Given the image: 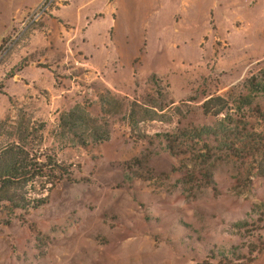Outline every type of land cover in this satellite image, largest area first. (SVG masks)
I'll list each match as a JSON object with an SVG mask.
<instances>
[{
  "label": "rangeland",
  "instance_id": "obj_1",
  "mask_svg": "<svg viewBox=\"0 0 264 264\" xmlns=\"http://www.w3.org/2000/svg\"><path fill=\"white\" fill-rule=\"evenodd\" d=\"M24 1L0 0V147L53 155L77 167L76 181L40 178L23 190L48 201L25 223L0 222V264L234 260L230 245L261 233L232 222L264 200V176L250 159L225 157L209 160V183L197 172L187 183L181 179L191 164L201 171L198 161L184 167L149 140L189 121L210 123L204 96H224L264 67V0H112L113 14L89 17L95 34L80 46L83 56L78 39L59 37L52 4L12 39L11 18ZM77 108L84 119L66 122ZM133 157L142 164L129 179L137 167L124 161ZM249 264H264V251Z\"/></svg>",
  "mask_w": 264,
  "mask_h": 264
},
{
  "label": "trees",
  "instance_id": "obj_2",
  "mask_svg": "<svg viewBox=\"0 0 264 264\" xmlns=\"http://www.w3.org/2000/svg\"><path fill=\"white\" fill-rule=\"evenodd\" d=\"M13 75L11 71L7 76L10 78ZM0 87H3L1 83ZM200 109L204 117L211 118L210 123L194 124L189 121L170 131L155 133L149 140L152 144L154 138L160 143V150L179 157L184 163L187 160L198 161L201 171L191 164L181 180L190 183L195 180L194 172H197V180L203 179L209 183L210 180L205 179L209 177V160L225 157L250 159L252 167L256 168L254 173L264 176V125L260 129L256 128L249 120L250 116L245 115L246 111L251 112L259 118V123L260 120L264 122V67L242 82L232 85L224 96L208 93ZM78 111H68L63 119L67 118L66 122L69 119H84L80 113L84 109ZM100 131L96 130L94 135L99 136ZM98 139H102L101 134ZM141 164L137 157L124 161V165L129 168L137 167L129 172V179H135L136 170ZM71 166L60 164L53 155L35 157L13 144L0 147V222L3 225H9L13 220L25 223L30 210L46 204L49 196L31 197L23 190L40 178L51 179L53 183L61 180L76 181L72 176L77 167ZM210 186L213 187L212 182ZM232 225L238 230L261 231L259 234L250 233L245 236L247 241L229 247L234 252L245 247L247 256L245 253L233 252L234 260L227 259L225 264H249L264 251V200L253 202L244 217L238 218Z\"/></svg>",
  "mask_w": 264,
  "mask_h": 264
},
{
  "label": "crops",
  "instance_id": "obj_3",
  "mask_svg": "<svg viewBox=\"0 0 264 264\" xmlns=\"http://www.w3.org/2000/svg\"><path fill=\"white\" fill-rule=\"evenodd\" d=\"M112 0H53L52 2V10L50 11V15L54 14L53 16L58 19L60 23V31L59 37L64 41L66 44L73 43L76 41L75 45L79 46L80 54L79 56H83V49L80 48L81 45L86 44L91 36L95 33H91L89 30L90 27V18H95L96 15H102L103 12H107L111 10L110 13L113 14L112 9L115 7L114 4L111 3ZM42 2V0H26L23 2V7L18 10V14L23 13L27 7L37 6ZM117 6V4H116ZM112 8V9H111ZM7 11V10H6ZM71 12H74L75 15H70ZM52 13V14H51ZM18 14L15 16L16 18L20 19ZM14 15L11 18V25L9 30L12 28H17L20 22L25 18L16 22L14 21ZM17 19V20H19ZM48 20L46 17L43 19V28L42 32L48 34L49 30L46 26ZM18 23V24H17ZM97 34L98 31L96 32Z\"/></svg>",
  "mask_w": 264,
  "mask_h": 264
},
{
  "label": "built area",
  "instance_id": "obj_4",
  "mask_svg": "<svg viewBox=\"0 0 264 264\" xmlns=\"http://www.w3.org/2000/svg\"><path fill=\"white\" fill-rule=\"evenodd\" d=\"M53 0H43L36 8L35 10L32 12V14L26 16L19 24V26L17 27L18 30L14 33V35L12 36V39H16L14 38L15 35L20 34V30L25 29L26 26H24L26 23H28L29 21L36 19L38 17L41 16L42 13H44L46 10H48V7L50 4H52ZM15 41V40H14Z\"/></svg>",
  "mask_w": 264,
  "mask_h": 264
}]
</instances>
